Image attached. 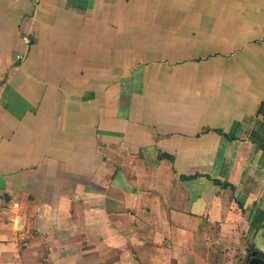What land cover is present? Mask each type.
I'll return each instance as SVG.
<instances>
[{
    "label": "crops",
    "instance_id": "1",
    "mask_svg": "<svg viewBox=\"0 0 264 264\" xmlns=\"http://www.w3.org/2000/svg\"><path fill=\"white\" fill-rule=\"evenodd\" d=\"M252 252L264 0H0V264Z\"/></svg>",
    "mask_w": 264,
    "mask_h": 264
},
{
    "label": "water",
    "instance_id": "2",
    "mask_svg": "<svg viewBox=\"0 0 264 264\" xmlns=\"http://www.w3.org/2000/svg\"><path fill=\"white\" fill-rule=\"evenodd\" d=\"M247 264H264V261L258 256L256 252H252Z\"/></svg>",
    "mask_w": 264,
    "mask_h": 264
},
{
    "label": "built area",
    "instance_id": "3",
    "mask_svg": "<svg viewBox=\"0 0 264 264\" xmlns=\"http://www.w3.org/2000/svg\"><path fill=\"white\" fill-rule=\"evenodd\" d=\"M22 43H23L24 45H28V44L30 43L29 38L26 37V36H23V37H22ZM16 59L21 60V59H22V56H21V55H16Z\"/></svg>",
    "mask_w": 264,
    "mask_h": 264
},
{
    "label": "trees",
    "instance_id": "4",
    "mask_svg": "<svg viewBox=\"0 0 264 264\" xmlns=\"http://www.w3.org/2000/svg\"><path fill=\"white\" fill-rule=\"evenodd\" d=\"M216 184H220V186L221 187H228V184H222V183H219L218 181H214ZM251 250V249H250ZM248 257H247V261H246V263L245 264H247L248 263Z\"/></svg>",
    "mask_w": 264,
    "mask_h": 264
}]
</instances>
